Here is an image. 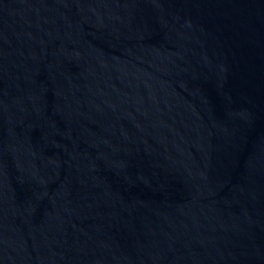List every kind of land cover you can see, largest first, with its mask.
Instances as JSON below:
<instances>
[{"label":"water","instance_id":"95a60500","mask_svg":"<svg viewBox=\"0 0 264 264\" xmlns=\"http://www.w3.org/2000/svg\"><path fill=\"white\" fill-rule=\"evenodd\" d=\"M0 264H264V0H0Z\"/></svg>","mask_w":264,"mask_h":264}]
</instances>
